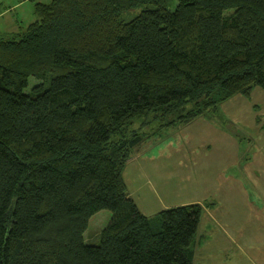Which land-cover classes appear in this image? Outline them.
I'll return each mask as SVG.
<instances>
[{"label":"trees","instance_id":"trees-1","mask_svg":"<svg viewBox=\"0 0 264 264\" xmlns=\"http://www.w3.org/2000/svg\"><path fill=\"white\" fill-rule=\"evenodd\" d=\"M33 11L0 35V264H193L202 204L148 217L124 168L151 133L212 122L223 101L264 90V0ZM103 209L108 223L85 241Z\"/></svg>","mask_w":264,"mask_h":264},{"label":"rangeland","instance_id":"rangeland-1","mask_svg":"<svg viewBox=\"0 0 264 264\" xmlns=\"http://www.w3.org/2000/svg\"><path fill=\"white\" fill-rule=\"evenodd\" d=\"M35 1L0 0V35L35 20ZM35 81L29 78L30 84ZM219 108L220 115L215 113L212 122L200 117L140 141L136 152L141 154L133 157L139 162L128 169L125 178L129 184L140 167L150 166V157L170 168V163L177 167L178 155L186 154V183L199 187L203 206L193 243V264H264V90L254 86L248 99L234 95ZM170 176L172 181L178 179ZM145 186L151 188L150 183ZM144 199L156 207L154 195ZM110 217L106 209L92 215L84 240L94 241Z\"/></svg>","mask_w":264,"mask_h":264},{"label":"crops","instance_id":"crops-1","mask_svg":"<svg viewBox=\"0 0 264 264\" xmlns=\"http://www.w3.org/2000/svg\"><path fill=\"white\" fill-rule=\"evenodd\" d=\"M194 121L190 123H193ZM186 125H182L179 127L182 128ZM215 126L218 127L217 125ZM175 127H178V125L168 128L166 130ZM152 135L154 134L151 133L150 136L144 138L142 141L146 142V140L152 138ZM140 145L141 144L139 143L136 147H134L131 157L128 159L126 163L125 167H127V169L125 168L124 178L126 177L125 175H127L128 169L135 166L139 162V161H134L133 157L140 156L141 153L136 152L137 151L136 149ZM204 151H205L204 148H202L201 152ZM150 158L152 159L150 166L148 167L146 165H143L142 167H140L139 171H137L135 176L132 175V180H130L129 184L127 183L125 178L129 196L136 202L139 210L144 215L151 217L155 215L158 211L166 208L179 206V205L192 204V203H199V204L202 203V198L199 195L200 192L199 187L197 185H194L196 186V188H191L190 186H188L189 182L186 183V180H188L187 178H189L187 176V171L184 169V165L188 164V162L186 161V154L178 155L177 158L179 163L177 164L176 162L177 167L173 166L172 163H170V168L166 167V165H163L162 161L156 159V157L154 158L150 157ZM171 174H173L172 179L174 178H178V179L172 181L170 176ZM127 176L129 177V175ZM147 183L151 184V188L148 189L146 188L145 185ZM156 186L158 190L155 189ZM148 194L152 196L154 195V197L157 199L155 200L157 203L156 207H153L151 205V202L147 203L148 199L147 200L144 199V196ZM141 201L142 203H140Z\"/></svg>","mask_w":264,"mask_h":264}]
</instances>
